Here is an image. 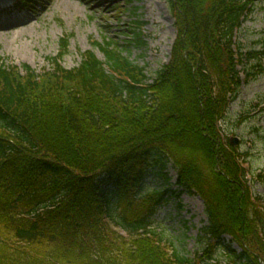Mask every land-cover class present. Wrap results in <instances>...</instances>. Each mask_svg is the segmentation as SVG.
<instances>
[{
  "label": "trees",
  "instance_id": "trees-1",
  "mask_svg": "<svg viewBox=\"0 0 264 264\" xmlns=\"http://www.w3.org/2000/svg\"><path fill=\"white\" fill-rule=\"evenodd\" d=\"M254 2L170 0L177 36L154 77L128 56L147 45L139 18L128 47L95 43L105 62L89 51L66 69L68 38L42 74L0 58V264H211L225 236L227 264H264L249 153L222 127L242 87L264 74V37L263 51L240 39ZM169 165L177 190L206 204L203 233L218 243L202 256L151 227L174 193H149L144 179L169 182Z\"/></svg>",
  "mask_w": 264,
  "mask_h": 264
},
{
  "label": "rangeland",
  "instance_id": "rangeland-1",
  "mask_svg": "<svg viewBox=\"0 0 264 264\" xmlns=\"http://www.w3.org/2000/svg\"><path fill=\"white\" fill-rule=\"evenodd\" d=\"M254 4V13L240 35L245 51L253 47L263 51V47L255 46L264 37V0H255ZM39 5L33 11L28 10L31 13L26 19L28 24L0 29V58L7 65L21 69L29 66L42 74L51 68L49 59L59 55L64 38L69 39V52L62 60L66 69L77 67L82 55L89 51L105 62L95 43L113 41L128 47L132 22L137 18L147 24L143 30L147 45L130 48V59L146 68L150 77L172 59L177 30L170 0H39ZM134 7L139 9L135 11ZM222 127L230 138L239 140L244 153H249L246 163L249 180L253 192L264 202V182L258 177L264 175V74L243 86ZM165 173L169 182L153 173L144 179L149 193L166 190L174 193L164 197L169 201L150 218L151 227L163 232L183 255L202 256L208 244L218 243L203 233L209 224L206 204L197 194L177 190L178 173L172 165ZM225 239L226 242L216 246L214 254L218 259L211 264L229 261L227 247L232 237ZM231 248L242 252L238 244H232Z\"/></svg>",
  "mask_w": 264,
  "mask_h": 264
},
{
  "label": "bare ground",
  "instance_id": "bare-ground-1",
  "mask_svg": "<svg viewBox=\"0 0 264 264\" xmlns=\"http://www.w3.org/2000/svg\"><path fill=\"white\" fill-rule=\"evenodd\" d=\"M28 22H29V20H24L21 25H26V24H28ZM8 28H10V27H7V25L4 27V29H8Z\"/></svg>",
  "mask_w": 264,
  "mask_h": 264
},
{
  "label": "water",
  "instance_id": "water-1",
  "mask_svg": "<svg viewBox=\"0 0 264 264\" xmlns=\"http://www.w3.org/2000/svg\"><path fill=\"white\" fill-rule=\"evenodd\" d=\"M232 143L233 144H237L238 143V140L237 139H232Z\"/></svg>",
  "mask_w": 264,
  "mask_h": 264
}]
</instances>
